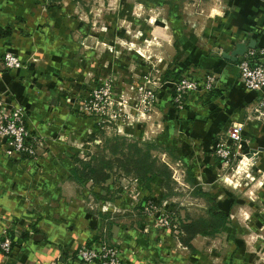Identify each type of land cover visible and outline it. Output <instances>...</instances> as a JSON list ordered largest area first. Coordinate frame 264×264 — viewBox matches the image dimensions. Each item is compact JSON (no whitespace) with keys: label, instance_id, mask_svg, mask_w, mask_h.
Segmentation results:
<instances>
[{"label":"rangeland","instance_id":"rangeland-1","mask_svg":"<svg viewBox=\"0 0 264 264\" xmlns=\"http://www.w3.org/2000/svg\"><path fill=\"white\" fill-rule=\"evenodd\" d=\"M216 4H219L216 0H45L41 9L46 12L50 7L56 8L57 15L65 21L63 33L70 32L69 37L44 40L42 48L29 50L24 58L13 52L10 39L0 54V71H21L18 84L29 89L23 97L13 96L6 88L0 90V115L8 117L16 109L20 111L25 124L22 145L31 151L16 154L12 138H6L0 129V161L15 162L20 158L63 161V180L46 183L41 170L40 176H36L38 183H32L33 177L28 190L39 191L38 196L45 188L61 193L62 206L66 205L71 213L67 222L76 220L78 208L88 210L92 218L95 211H110V221L124 230L123 237L112 243L104 237L99 240L114 249L121 264L133 259L134 264H204L205 260L207 264H264V162L249 160L248 171L245 162L243 167L239 163L245 153L237 152V145H229L232 155L228 162L216 165L219 158L214 140L204 150L199 146L201 138L185 136L183 128L181 132L177 127V135L170 140L168 133H164V114L176 104L173 95L169 100L171 92L166 95L168 82L161 79L165 72L176 73L172 84L187 78L197 82L194 90L200 93L199 105L204 94L214 91V87L202 89V77L213 73L199 70L195 54L187 50L185 40L194 35L196 47L201 49L208 39L203 34L208 33L210 46L218 53L222 40L215 37L213 30L218 23L209 16L214 15L211 10L217 9ZM15 31L23 38L28 36ZM33 40L32 44L39 41ZM49 42L47 54H42ZM5 53L20 61L17 68L3 65ZM185 61L189 62L186 66ZM190 92L181 98V107H173L176 115L183 114L189 106ZM255 109L261 112L264 104ZM256 113L246 115L245 120L264 122V114ZM113 136L147 148L156 164L163 165L161 170L168 177L162 180L153 176L146 190L138 178L118 165L113 166L104 182L111 202L96 203L92 201V191L102 195L105 191L88 183L73 186L68 181L69 169L79 160L103 153L108 156L104 139ZM210 157L214 165L205 162ZM185 167L190 169L191 184L186 180ZM29 168H24V172ZM192 187L208 196L195 195ZM6 192L8 195L10 191ZM20 197L25 201L22 211L39 203L49 210L57 207V201L50 198L37 197V204L24 193ZM214 202L227 214L219 232L189 236L180 231L182 220L206 216V210ZM5 229L0 224V244L8 240ZM128 235L132 241L125 246L126 253L123 241ZM139 236L143 243L135 241ZM8 241L7 251L0 247L1 259L12 249L13 242ZM191 251L197 252L194 259ZM153 252L157 253L154 258ZM60 258L61 254L58 264L63 263ZM74 259L79 264H91L83 262L77 254Z\"/></svg>","mask_w":264,"mask_h":264},{"label":"crops","instance_id":"crops-1","mask_svg":"<svg viewBox=\"0 0 264 264\" xmlns=\"http://www.w3.org/2000/svg\"><path fill=\"white\" fill-rule=\"evenodd\" d=\"M216 1L219 2V4L215 5L217 9H212L211 12L214 15L209 16L214 17L212 21L218 23L217 27L213 29L216 33L215 37L222 40L221 49L218 53H215L213 47L210 46L209 39L211 37L208 36V33L203 34L208 39L201 49L196 47L194 35L191 36L190 40H185L187 50H192L195 54L194 58L198 62L199 70L211 72L217 78L213 86L214 91L204 94L200 98V105L198 103L200 93L195 90L191 91L187 99L190 102L189 106L183 114L178 113L176 115L171 108L167 109L164 114L166 119L164 133H168L170 140L177 135V127H179L181 132V128H183L185 131L182 134L185 136L189 138L199 136L201 138L199 146L205 150L209 149L213 140L214 143L222 142L230 145L226 137V127H229L232 122L240 123L242 125L240 152L245 154L239 163L242 162L240 167H243V162H245L248 168L249 160L254 159L258 160L259 163L264 162V150L256 151V154L253 153L250 157L246 155L249 149H264V122L246 121L244 117L250 115V113H252L250 116H255L257 115L256 111L259 114L261 112L264 114V110L259 112V110L255 109L259 107L256 101L260 98L256 92L242 89L237 85V57L236 60L225 59L222 57V53H229L237 42H242L245 45L249 44L253 47L264 46V0ZM44 2L45 0H0V54L8 47L10 39L13 52L24 58L28 55L29 50L31 51L38 47L42 48L44 40H64L66 39L65 37H69L68 33L70 32L63 33L65 30H63L62 25L65 21L57 15L58 10L50 7L44 12L41 9ZM15 29L21 31L24 35L28 34V38L31 35L30 43L31 39H38L39 41L31 43L32 46H30L31 44L27 37L23 38L22 35H17ZM39 30L41 32H38ZM7 31H9L8 34ZM49 44L50 42L45 43L42 54H47L46 49ZM188 57L193 58L185 55V58ZM188 64L189 62L185 61V66ZM20 75H22L21 71L1 70L0 90L6 88L13 96H27L26 90L29 91V89H26L25 84H18ZM30 77L27 76L28 79ZM167 94H170L169 90L166 92ZM262 94L264 95V87ZM23 102L26 101L24 100ZM252 109L256 111L254 112ZM178 117L182 119L177 120ZM30 118L29 115L28 120ZM194 147H197V145ZM205 162L212 165L215 163L213 157H210ZM219 162H221L220 158L216 165ZM27 166H30V168L24 172L23 169ZM64 166L63 161L54 160L49 162L41 159L33 161L20 158L15 162L5 159L0 161V218H2L0 224L10 229L13 235V245L10 254L3 256L2 259L0 258V264H58L57 258L59 254L66 255V257L62 258V264H79L77 260L70 258L69 254L80 245H85L86 242H89V246H97L100 238L104 237L105 241L112 243L120 241V238L123 237L124 230L115 227V223L110 221L112 213L108 210L95 211V218H92L90 216L92 213H89L88 210L78 208L76 220L73 223L67 222L71 213L67 210L66 205L62 206L63 195L61 193L47 191L45 188L38 196L39 191L32 193L28 190L33 177H35V180L32 183L35 185L38 183L36 176L41 170V178L45 182L63 180L65 177L63 175ZM249 170L250 168H248ZM227 180L230 179L227 178ZM68 181L73 186H80L71 179ZM104 182L100 183V185L93 184L89 179L83 182V184L88 183L91 186H100L105 191L103 195L97 193L96 190L92 191L93 202L110 200V197L107 196L108 188L104 185ZM6 191H10L8 195ZM23 193L37 204V197L42 200H48L49 198L56 200L57 207L49 210L42 203H39L36 206L27 207L26 211H22L24 199L22 200L20 196ZM59 200L60 203L58 202ZM22 233L24 236H21ZM93 237H96V240H93ZM131 241L130 235L123 241V248L126 253L125 246ZM135 241L138 244L143 243L141 236L135 237ZM196 253V251H191L190 256L194 259L193 255H196ZM156 254L154 252L151 253L153 255L152 258L157 256ZM129 262L127 263L134 264L135 259ZM203 263L207 264V260ZM91 264L98 263L94 262Z\"/></svg>","mask_w":264,"mask_h":264},{"label":"trees","instance_id":"trees-1","mask_svg":"<svg viewBox=\"0 0 264 264\" xmlns=\"http://www.w3.org/2000/svg\"><path fill=\"white\" fill-rule=\"evenodd\" d=\"M9 31H7L8 34ZM174 72H165L161 79L164 82H168L166 85L171 92L169 100H171L173 92L174 82ZM174 107V106H173ZM173 107H170L173 111ZM104 151L108 152V156L103 154L94 155L92 158L89 157L84 160H79L78 163L74 164L69 169L70 179L78 185H82L87 179L91 180L93 184L100 185L107 178V171L111 170L113 166L118 165L124 172L131 173L134 177L139 179L140 185L149 190L150 179L153 176H158L163 180V177H168V173L165 170H161L162 166L156 164V160L152 158L146 149H142L136 145V143H127L122 137H110L104 139ZM131 149V150H130ZM111 156V157H109ZM115 156V160L113 159ZM186 180L191 184L192 177L190 169L185 167ZM193 193L195 195L206 197L207 193L198 191L192 187ZM164 196V195H163ZM100 198V197H99ZM227 221V214L218 208L217 204L214 202L206 210V216L199 217L196 219L187 218L182 220L179 224L180 231L193 236L195 234L200 235H212L222 228L224 223ZM5 234L10 243L12 242V231L10 229H5ZM21 236H24L23 233ZM96 240V237L92 238ZM100 242V241H99ZM86 247H89V242H86ZM79 248V247H78ZM78 248L69 254L70 258L74 259V256ZM66 255L61 254L60 260Z\"/></svg>","mask_w":264,"mask_h":264},{"label":"built area","instance_id":"built-area-1","mask_svg":"<svg viewBox=\"0 0 264 264\" xmlns=\"http://www.w3.org/2000/svg\"><path fill=\"white\" fill-rule=\"evenodd\" d=\"M2 63L6 68H17L20 61L11 53H5L2 57ZM236 68L238 72L237 85L246 90L256 92L260 98L256 101L257 106L264 104V95L262 94V89L264 87V46L247 48L245 52L237 56ZM176 85V86H175ZM198 83L193 79L186 80L181 79L177 83H173V98L172 100L176 102L174 107H181V98L185 93L193 91L196 89ZM215 85L213 75H205L202 77L201 87L205 90H210ZM20 111L15 110L6 115H0V129L4 131V135L7 138H12L14 143L15 153L20 155L25 148L22 144V134L25 124L21 121ZM241 129L242 125L240 123L232 122L230 126L225 130L227 140L230 145H237V152H240L241 147ZM216 154L221 159L223 164H226L232 155L230 152V146L222 143H215ZM241 153V152H240ZM5 233V230H3ZM9 240V239H8ZM4 240L0 244L2 250L7 251L9 248V241ZM76 254L78 258L85 263H92L96 261L98 264H121L118 261L115 251L112 247H108L102 242H99L97 246L80 247L78 248Z\"/></svg>","mask_w":264,"mask_h":264},{"label":"water","instance_id":"water-1","mask_svg":"<svg viewBox=\"0 0 264 264\" xmlns=\"http://www.w3.org/2000/svg\"><path fill=\"white\" fill-rule=\"evenodd\" d=\"M253 46L251 45H245L242 42H237L234 44L233 49L229 53H222V57L225 59H230V60H236V57L243 54L247 48H252ZM264 149L259 148V150H253L249 149L248 153H246L247 156H252L253 153L256 154V151H263ZM254 154V156H256Z\"/></svg>","mask_w":264,"mask_h":264},{"label":"bare ground","instance_id":"bare-ground-1","mask_svg":"<svg viewBox=\"0 0 264 264\" xmlns=\"http://www.w3.org/2000/svg\"><path fill=\"white\" fill-rule=\"evenodd\" d=\"M254 150V149H253Z\"/></svg>","mask_w":264,"mask_h":264}]
</instances>
